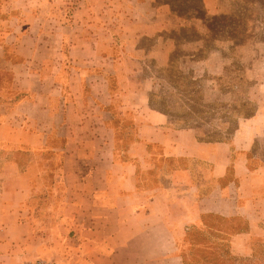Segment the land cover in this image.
<instances>
[{
	"label": "crops",
	"instance_id": "obj_1",
	"mask_svg": "<svg viewBox=\"0 0 264 264\" xmlns=\"http://www.w3.org/2000/svg\"><path fill=\"white\" fill-rule=\"evenodd\" d=\"M159 1L0 0V32L11 33L0 37V60L12 44L22 65L34 64L41 46L64 50L47 62L59 66L51 78L64 81L35 88L28 67L31 83L14 84L23 95L1 113L0 264H184L188 226L200 221V160L213 165L203 175L217 193L231 158L224 144L174 130L149 94L131 87L146 66H168L177 48L169 35L186 22ZM203 4L221 11L219 0ZM132 63L141 70L129 71ZM236 177L242 187L264 183L248 174L245 157ZM229 194L230 185L228 202Z\"/></svg>",
	"mask_w": 264,
	"mask_h": 264
},
{
	"label": "rangeland",
	"instance_id": "obj_2",
	"mask_svg": "<svg viewBox=\"0 0 264 264\" xmlns=\"http://www.w3.org/2000/svg\"><path fill=\"white\" fill-rule=\"evenodd\" d=\"M159 2L170 3L174 14L186 22L169 35L177 48L168 66H146V77L133 79L131 87L149 94L151 107L167 115L174 130L191 132L199 144H224L231 158L217 193L205 184L203 175V169L213 165L200 160V221L188 226L182 247L184 264H264V183L242 187L236 177L237 163L245 157L248 174L264 180V0H219L221 11L212 14L203 0ZM41 20L44 23L46 17ZM10 34L0 32V37ZM189 41L201 42L202 49L193 53L182 45ZM17 51L14 44L6 47L0 60V120L1 113L9 114L23 95L14 84L21 89L31 83L28 67L38 74L32 78L40 83L35 88L64 81L61 76L57 81L51 78L59 66L47 63L62 56L63 49L49 52L41 46L32 65H22L25 58ZM131 70L141 68L132 63ZM78 103L82 104L79 98ZM183 145L189 147L187 138ZM221 155L218 150L213 153L216 159ZM21 162L26 165L27 159ZM180 164L188 166L189 161ZM49 182L50 177H45L42 183ZM229 185L230 202L223 196ZM40 196L46 200L48 193ZM45 211L39 208V218L47 216Z\"/></svg>",
	"mask_w": 264,
	"mask_h": 264
},
{
	"label": "built area",
	"instance_id": "obj_3",
	"mask_svg": "<svg viewBox=\"0 0 264 264\" xmlns=\"http://www.w3.org/2000/svg\"><path fill=\"white\" fill-rule=\"evenodd\" d=\"M29 264H58V263H56V262H54V261H49V260H42V259H40V260H37V261H35V262H31V263H29Z\"/></svg>",
	"mask_w": 264,
	"mask_h": 264
},
{
	"label": "trees",
	"instance_id": "obj_4",
	"mask_svg": "<svg viewBox=\"0 0 264 264\" xmlns=\"http://www.w3.org/2000/svg\"><path fill=\"white\" fill-rule=\"evenodd\" d=\"M202 10H204V7H203V5H202ZM173 12H175L174 10H173ZM201 16V14H198V17H200Z\"/></svg>",
	"mask_w": 264,
	"mask_h": 264
}]
</instances>
